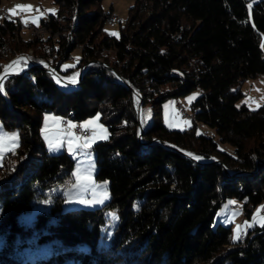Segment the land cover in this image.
<instances>
[{"label":"trees","instance_id":"16d2710c","mask_svg":"<svg viewBox=\"0 0 264 264\" xmlns=\"http://www.w3.org/2000/svg\"><path fill=\"white\" fill-rule=\"evenodd\" d=\"M51 2L57 8L39 19L41 33L24 37L17 18L0 17V69L14 56L31 62L4 79L6 99L0 94V122L18 133V146L0 160V264H264V223L234 242L228 225L211 226L227 198L246 218L264 205V103L236 104L240 83L264 73V0H132L118 36L104 31L111 9L100 0ZM76 48L74 67L62 69ZM89 59L138 93L139 122L137 97L104 65L86 64L72 88L36 65L73 77ZM194 88L191 124L164 126L162 101ZM43 112L73 121L97 112L106 125L107 139L91 145L94 180H107L102 205L61 209V194L51 192L46 208L24 218L70 179L67 153L43 147ZM112 202L117 220L100 241L103 209Z\"/></svg>","mask_w":264,"mask_h":264},{"label":"rangeland","instance_id":"374dc122","mask_svg":"<svg viewBox=\"0 0 264 264\" xmlns=\"http://www.w3.org/2000/svg\"><path fill=\"white\" fill-rule=\"evenodd\" d=\"M131 3L132 0H100L101 8L103 10H107L110 8L111 11L114 12L120 18L119 21H122L126 17L127 8L129 7V5H131ZM17 5H31L32 10L17 9L16 8ZM0 6L6 7L8 15L10 17H15L18 19V21L23 27L22 36L24 37L29 36L30 32L34 34L43 32L44 29L41 28L40 25H37L39 19L43 18L48 13H53L47 10L55 9L56 11L57 8L56 5L51 2V0H0ZM13 9H15L14 12L10 11ZM143 17L144 16L140 15L137 18V20L134 22V27L139 23L140 20L143 19ZM34 18H39L36 23L32 22ZM28 24H31L32 26H27ZM118 26H119L118 21L109 23L105 20L103 29L108 34H111L113 32L118 33ZM77 51L78 48L74 49L70 53L71 57L61 62L60 67L62 69L65 68L64 65L75 64L77 60ZM263 53H264V46H263ZM20 56H24V55H20ZM14 57H12L11 59H13ZM11 59H9L8 61H10ZM26 59L22 63L29 65L28 62H30V60L28 59L26 60ZM41 63L45 66H49L45 62H41ZM15 71H17V69ZM239 89L242 92V95L236 101V104L244 103V105L248 109H255L256 107L264 103L263 74L256 75L254 77L245 78L240 83ZM198 93H199V89L194 88L184 95L169 97L166 98L164 101H162L160 105V117L164 126H166L169 129H183L185 127H188L191 124L188 97ZM175 103L179 105V108L175 107ZM97 114L98 113L96 112L78 121H73L69 117L63 114H58L54 112L42 113L41 122L39 126V135L43 147L47 153H58L60 151H65L67 153V155L72 159L70 179H68L63 185L51 187L48 190L47 195L43 199L34 201L30 209L23 215L25 219L30 218L36 210L44 209L48 206L49 197H50L49 193L51 192L52 193L59 192L61 194L62 196L60 202L61 209H69L73 207H82V208L97 207L102 205L108 199L107 180H94L93 177L94 169H95L94 151L90 147L83 150L77 149V151L73 153L69 151L68 143H67L68 137L66 133L68 131L69 122L73 125L77 124L79 128H82L81 125H83L86 121L94 119L97 116ZM46 118H51V119H46ZM144 118L146 123L150 122L149 108H146V110L144 111ZM185 121H187L188 123H185ZM98 124L103 125L104 129L107 130L106 125L100 120H98ZM46 126H47V131H45ZM197 129L200 131H204L208 134L212 133V129L204 124H198ZM88 130L89 132L85 136H91L92 132L94 131L93 128H88ZM95 131L99 132V129H95ZM57 133L60 134L61 139L64 141L63 146L55 149H50L48 139L45 138V135L47 134L49 138L53 139V141L55 142ZM71 133L74 136H77L73 128L71 129ZM10 134H15L18 137V133L15 129H7L0 122V136L10 135ZM97 140H102V139H96L95 141ZM16 143L18 145V139ZM13 151H6L3 155L9 154L10 152ZM78 170L80 171L81 175H86L88 174L89 170H91L92 180L94 181L95 185L98 186L96 188L95 194L93 193L91 188L83 189V188L73 187V184L76 182L75 173ZM105 193L106 196L104 195ZM93 199H95L97 202L81 203L82 200L92 201ZM231 201H235V203L238 202L233 198H227L220 203V205L216 209V212L214 213L211 226L213 227L217 222H220L223 225H228L230 228L229 239L231 242H234L237 240L235 238L237 236V225L244 226L245 222L246 221L248 222V226L241 227V229L239 230V236H240L247 228L251 227L252 225L261 224V222H258V217L264 216V214L261 212L262 206L264 205H262L261 203L257 204L253 208L250 217L246 218L242 215V211L239 207H230L229 203ZM115 205H117V203L112 202L103 209V216L105 219H104V225L100 229L102 234V239L100 241L107 240V238L111 234L113 226L116 223L117 217L115 214Z\"/></svg>","mask_w":264,"mask_h":264},{"label":"snow or ice","instance_id":"6c2138e0","mask_svg":"<svg viewBox=\"0 0 264 264\" xmlns=\"http://www.w3.org/2000/svg\"><path fill=\"white\" fill-rule=\"evenodd\" d=\"M16 8L21 9V10H32L31 5H17ZM10 11L14 12L15 9L10 10ZM47 11L54 13L55 9H49ZM38 19L39 18H34L32 22L36 23ZM111 34L118 36V33H115V32H113ZM25 59L26 58H24V57H20L17 60L12 61L9 65H6L5 69H4L5 73H7L9 71H15L16 66L20 65L23 61H25ZM78 59L79 58L77 57V60ZM64 67L69 68V67H74V65H64ZM70 80H71V83H73V84L76 83L75 76L71 77ZM0 90H2V85H0ZM196 95L197 94H193V96L188 97L189 103H191V101L193 99H195ZM149 112H150V110H149ZM46 119H51V118H46ZM98 120H99V114H97V116L94 119L86 121L83 125H81V127L84 128L85 130H87L88 128L94 129L91 136H83V137L74 136L71 133V129L73 127H76V126L69 122L68 131L66 133V135L68 137L67 143H68L69 151L75 153L77 151V149L83 150V149L90 148L96 139H107V134H106L107 130L104 129L103 125L98 124ZM185 123H188V122L185 121ZM95 129H99V132L95 131ZM45 131H47V126H46ZM45 138L48 139L50 149H55V148L63 146L64 141L61 139L59 133L56 134V141L55 142L53 141V139L49 138V136L47 134L45 135ZM17 139H18V137L15 134L0 136V157H2L6 151H13L14 147L18 146L16 143ZM189 155H192V154L189 153ZM196 159H200V157H196ZM75 177H76V182L73 184V187L83 188V189L91 188L93 193L95 194L96 188L98 186L95 185L94 181L92 180L91 170H89L88 174H86V175H81L80 171L78 170L75 173ZM104 195L106 196V193ZM95 202H97L95 199H93L92 201H85V200L81 201V203H95ZM230 203H235V201H231ZM262 209H264V206H262ZM254 219H256V218H254ZM258 222L264 223V216H259ZM246 226H248L247 221L245 222L244 226L237 225V236L235 237L236 239L239 238V230L241 229V227H246Z\"/></svg>","mask_w":264,"mask_h":264},{"label":"water","instance_id":"95a60500","mask_svg":"<svg viewBox=\"0 0 264 264\" xmlns=\"http://www.w3.org/2000/svg\"><path fill=\"white\" fill-rule=\"evenodd\" d=\"M20 57H24V56H16V57H14L13 59H11L10 61H8L7 63H5V64L1 67V69H0V85L3 84V81H4V79H5L7 76H9V75H13V74H16V73H19V72H17V71H9V72L5 73V70H4V69H5V66H6V65H9L12 61L17 60V59L20 58ZM24 58H26V57H24ZM89 62H97V63H100V64L104 65L106 68H108L110 71H112V72L115 74V76L117 77V80H118L122 85H124L125 87L129 88V89L131 90V92H132L133 94H135V96H136L137 99H138V100H137V121L139 122V112H140V106H141V104H142L140 96H139L138 93H136L132 88H130V87H129V86H128V85H127L122 79H121V77H120L119 75H117V74H116V73H115V72H114V71H113L108 65L104 64V63L101 62L100 60H98V59H89V60H87L86 62H84L81 66H79V68H78L77 71H76V75H75V78H76V83H75V84L71 83L70 77L63 76V75L58 74V73L54 70L53 67L45 66V65H43L42 63H37L36 65L41 66L46 72H48V74L51 76L52 80L55 82V84H56L57 86H59L60 84H63V85H65V86H67V87L72 88V87H75V86L77 85V83H78V81H79V79H80V76H81V74H82V71H83L84 66H85L86 64H88ZM25 70H26V68L22 69L20 72H23V71H25ZM58 81H59V82H58ZM0 94L6 99V97H5V95H4V91H3V85H2V90H0ZM138 133H139V135H140V133H141V127H140V124L138 125ZM154 140H155V139H153V140H151V141H154ZM159 141H160L163 145L172 148L173 150H175V151H177L178 153H180V154H182V155H184V156L190 158L191 160H195L193 157L189 156L188 154H186V153L183 152L182 150H179V149H177V148H175V147H172V146L168 145L167 143H165V142H163V141H161V140H159ZM213 161H214V162H218L217 159H214ZM224 170L226 171L225 168H224ZM226 172H227V171H226Z\"/></svg>","mask_w":264,"mask_h":264},{"label":"built area","instance_id":"2783aa9c","mask_svg":"<svg viewBox=\"0 0 264 264\" xmlns=\"http://www.w3.org/2000/svg\"><path fill=\"white\" fill-rule=\"evenodd\" d=\"M0 12H2V15H8V12H7V9L6 7L2 10H0ZM106 21L109 22V23H113V22H116V21H119L117 18H114V12H110L106 18ZM27 26H32L31 24H28ZM35 27V26H34ZM27 60V59H26ZM264 75V73H263ZM175 107L178 108V105L175 103ZM76 127H73V130L75 131L76 135L77 136H85L88 134L89 130H85L84 128H79L77 124H75ZM230 207H241L240 204L238 203H229ZM263 214H264V209H262L261 211Z\"/></svg>","mask_w":264,"mask_h":264},{"label":"bare ground","instance_id":"6f19581e","mask_svg":"<svg viewBox=\"0 0 264 264\" xmlns=\"http://www.w3.org/2000/svg\"><path fill=\"white\" fill-rule=\"evenodd\" d=\"M5 7L4 6H0V10L4 9ZM0 17H5V18H9L10 16L9 15H2V12H0ZM114 18H117L118 20L120 19L115 13H114ZM29 65L31 64V62H28ZM178 108H179V105H178ZM182 110V109H181ZM241 208V207H240Z\"/></svg>","mask_w":264,"mask_h":264},{"label":"crops","instance_id":"0c3cea01","mask_svg":"<svg viewBox=\"0 0 264 264\" xmlns=\"http://www.w3.org/2000/svg\"><path fill=\"white\" fill-rule=\"evenodd\" d=\"M71 78V77H70Z\"/></svg>","mask_w":264,"mask_h":264}]
</instances>
